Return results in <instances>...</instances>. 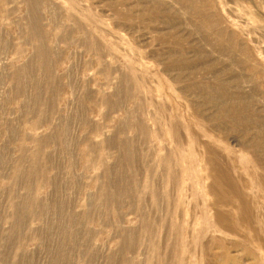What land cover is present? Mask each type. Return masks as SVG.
Returning a JSON list of instances; mask_svg holds the SVG:
<instances>
[{
  "label": "rangeland",
  "instance_id": "1",
  "mask_svg": "<svg viewBox=\"0 0 264 264\" xmlns=\"http://www.w3.org/2000/svg\"><path fill=\"white\" fill-rule=\"evenodd\" d=\"M263 27L264 0H0V264H264Z\"/></svg>",
  "mask_w": 264,
  "mask_h": 264
},
{
  "label": "bare ground",
  "instance_id": "2",
  "mask_svg": "<svg viewBox=\"0 0 264 264\" xmlns=\"http://www.w3.org/2000/svg\"><path fill=\"white\" fill-rule=\"evenodd\" d=\"M262 27V26H261ZM264 28V27H263ZM263 30V29H262ZM217 183H219V182H217ZM244 201V200H243ZM243 203H245V202H243ZM243 205V204H242ZM242 210H244V211H246L247 212V208H243Z\"/></svg>",
  "mask_w": 264,
  "mask_h": 264
}]
</instances>
